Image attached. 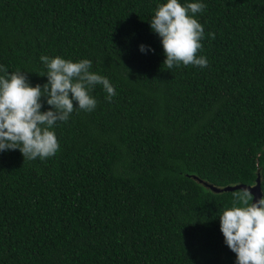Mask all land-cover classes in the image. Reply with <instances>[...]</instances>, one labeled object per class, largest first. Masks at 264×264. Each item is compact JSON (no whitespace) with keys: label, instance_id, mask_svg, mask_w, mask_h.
<instances>
[{"label":"trees","instance_id":"trees-1","mask_svg":"<svg viewBox=\"0 0 264 264\" xmlns=\"http://www.w3.org/2000/svg\"><path fill=\"white\" fill-rule=\"evenodd\" d=\"M165 2L0 0V75L43 86L41 56L89 59L116 92L56 122L54 156L0 150V264H236L219 215L240 190L204 183L259 176L264 196V0H180L205 5L208 63L171 69Z\"/></svg>","mask_w":264,"mask_h":264},{"label":"clouds","instance_id":"clouds-1","mask_svg":"<svg viewBox=\"0 0 264 264\" xmlns=\"http://www.w3.org/2000/svg\"><path fill=\"white\" fill-rule=\"evenodd\" d=\"M199 2L182 4L166 0L158 4L150 21L151 29L161 37L168 69L179 64L207 66L202 49L203 25L195 14L203 11ZM214 38V33H209ZM140 50L145 51L141 45ZM47 66V83L32 86L25 72L17 69L0 75V150L19 149L24 159H45L59 150L53 130L57 121H67L77 108L91 111L97 101L91 95L95 85H103L108 98L116 95L105 76L90 71L89 59L72 61L61 56H41ZM2 70V66H0ZM51 107L41 111V97ZM76 101L78 106H75ZM255 187V186H252ZM231 207L220 216V228L227 246L236 254V264H264V196L253 202L248 187L233 193Z\"/></svg>","mask_w":264,"mask_h":264},{"label":"water","instance_id":"water-1","mask_svg":"<svg viewBox=\"0 0 264 264\" xmlns=\"http://www.w3.org/2000/svg\"><path fill=\"white\" fill-rule=\"evenodd\" d=\"M205 186L209 187L213 192H223V191H232V190H242V188L248 187L249 190L253 194V202L259 200L262 197V192H261V186H260V177L258 176L256 178V183L254 185H246V184H235V185H227L224 187H217L213 186L208 183H204ZM255 186V187H252Z\"/></svg>","mask_w":264,"mask_h":264}]
</instances>
